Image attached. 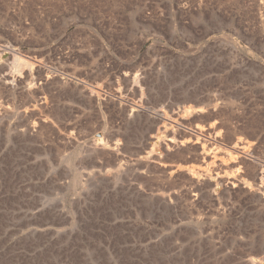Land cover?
I'll return each instance as SVG.
<instances>
[{
	"label": "rangeland",
	"instance_id": "rangeland-1",
	"mask_svg": "<svg viewBox=\"0 0 264 264\" xmlns=\"http://www.w3.org/2000/svg\"><path fill=\"white\" fill-rule=\"evenodd\" d=\"M0 264H264V0H0Z\"/></svg>",
	"mask_w": 264,
	"mask_h": 264
}]
</instances>
